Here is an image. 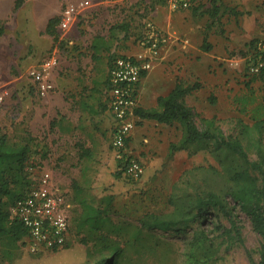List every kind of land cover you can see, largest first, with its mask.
<instances>
[{"label":"rangeland","instance_id":"rangeland-1","mask_svg":"<svg viewBox=\"0 0 264 264\" xmlns=\"http://www.w3.org/2000/svg\"><path fill=\"white\" fill-rule=\"evenodd\" d=\"M66 1L79 0H25L20 8H15V0H0V27L4 30L1 47L7 53L4 64H0V94L4 96L0 102V132L6 133L13 144H28L27 166L50 169L57 184L69 190L68 199L72 203L70 235L64 247L30 253L18 242L9 258L3 255L5 240L0 238V264H91L94 256L88 250L92 253L103 241L122 248L118 264H193L192 260L198 264H251L248 252L259 261L262 238L250 218L226 194L225 200L241 226L243 243L229 244L219 229L229 226L228 218L212 207L197 214L187 225H181L180 231L141 227V218L146 213L185 211L191 205L189 200L199 192L224 193L228 175L241 164L232 153L211 141L183 143L179 124L151 123L153 134L147 130L136 136L132 129L127 140V154L146 169L141 179L132 181L123 173L115 174L118 159L111 146L114 120L110 112L106 120L96 115L89 123L78 119L74 127L68 121L65 130L59 128L55 97L50 103H43L27 69L42 62L58 45L49 43L53 35L45 31V26L51 17L60 18ZM160 1H89L91 7L86 10V17L78 21L76 28L72 27L73 35L68 33V42L73 47L59 48L60 64L55 76L64 71L63 53L67 51L69 56L78 51L82 55L79 58L71 55V61H77V71L86 83L85 91L92 90L97 99L101 94L105 96L111 61L129 54L133 46H140L139 40L154 8L167 4ZM224 1L241 14L237 17L227 14L223 18L225 33H216L215 27L210 30L208 40L212 47L208 51L201 49L207 16L195 18V24L202 29L191 40L194 48L186 53L189 71L182 80L201 86L199 80L203 78L214 85L212 90L203 86L186 96L199 126L203 117L214 118L225 135L243 138L241 123L251 124L253 108L259 102L264 104V83L258 77L252 78L253 71L248 67L253 49L264 47V0ZM54 27L60 34L57 23ZM35 39L41 43L37 45ZM92 40L99 44L98 49L84 45ZM251 90L255 103L248 105V111L241 112L234 97ZM28 93L35 96L33 105H29ZM257 113L264 117V109ZM243 139L250 157L254 158L253 145ZM73 182L95 197L114 195L101 229L79 226L83 208L75 200ZM197 211L193 209V213Z\"/></svg>","mask_w":264,"mask_h":264},{"label":"trees","instance_id":"trees-1","mask_svg":"<svg viewBox=\"0 0 264 264\" xmlns=\"http://www.w3.org/2000/svg\"><path fill=\"white\" fill-rule=\"evenodd\" d=\"M24 2L25 0H15V8H20ZM160 2H166V0ZM191 2L190 8L193 17L207 16L201 49L208 51L212 47L208 40L210 30L215 27L216 33H225L223 18L227 14L237 17L241 12L224 0H191ZM59 20V17H51L48 20L46 32L53 35L54 43L58 42L60 46H63L64 43L59 40V34L54 27L56 23H59ZM3 32V28L0 27V36ZM92 47L98 49L99 44L92 41ZM248 61L250 62L248 67L253 71L250 72L251 77H258L264 83V47L256 46L248 57ZM255 67H258V70H253ZM199 87L200 84L197 82L188 84L182 79H178L169 93L158 96L156 106L143 107L138 105L134 108V114L141 119H152L168 125L179 124L183 130V143L214 142L218 147L232 153L240 161V167L228 175L224 193L214 190L199 192L189 200L191 205L185 211L179 209L178 212L171 214L146 213L141 218V227L180 231L181 225H187L197 214L212 207L218 208L228 218L229 226H221L219 229L226 236L229 244L237 241L243 243L241 226L234 217L231 207L228 206L229 203L225 200L224 194H226L250 218L254 229L262 238L259 250L260 259L256 261L248 252L250 263L264 264V117L257 113L264 109V104L259 102L253 108L251 114L253 122L251 124L241 123L242 137L249 140L254 147L255 157L251 158L244 144V139L238 136L225 135L217 126L214 118L203 117L202 126L196 123L195 112L188 105L186 96ZM255 98L251 90L248 93L235 96L234 102L241 112H246L248 105L255 103ZM211 100L213 102L216 100L214 95L211 96ZM29 151L28 144H13L9 142L6 133L0 132V238L5 240L3 255L9 258L25 234L22 223L11 218L10 206L30 186L29 172L26 170ZM116 167V176L124 174L122 163L118 160ZM145 170L144 167L141 177L145 174ZM124 176L126 175L124 174ZM73 190L75 200L83 208L79 217V226L89 225L93 230L101 229L107 218L106 212L113 204L114 195L104 194L100 198L95 197L77 182H73ZM195 208L198 211L193 213ZM122 251L119 245L103 241L100 247L92 253L88 250V253L94 256L91 264H118V257ZM192 263L198 264L199 262L192 260Z\"/></svg>","mask_w":264,"mask_h":264},{"label":"built area","instance_id":"built-area-1","mask_svg":"<svg viewBox=\"0 0 264 264\" xmlns=\"http://www.w3.org/2000/svg\"><path fill=\"white\" fill-rule=\"evenodd\" d=\"M172 10L187 9L191 0H166ZM90 7L87 0L66 1L58 23L59 43L38 65L29 66L27 75L41 96L47 95L56 86L55 70L60 64L59 48L69 49L68 33L86 17ZM168 41V34L151 20L146 22L144 33L139 40L146 55H119L108 69V109L114 124L111 146L115 157L122 163L124 174L131 179H139L144 166L126 152L127 140L135 126L134 108L138 106L139 85L143 73L152 68L160 57L161 48ZM64 53H67L65 51ZM258 70V67L253 68ZM0 94V102L3 99ZM30 186L22 196L10 206V216L19 220L25 228L20 239L22 247L30 253L56 250L65 246L70 235L69 190L55 181L54 174L47 167L27 166Z\"/></svg>","mask_w":264,"mask_h":264},{"label":"crops","instance_id":"crops-1","mask_svg":"<svg viewBox=\"0 0 264 264\" xmlns=\"http://www.w3.org/2000/svg\"><path fill=\"white\" fill-rule=\"evenodd\" d=\"M87 1L89 2L91 0ZM150 17L152 22L168 34V41L162 46L161 55L153 62L152 68L143 73L138 95V105L143 107L156 106L158 96L169 93L175 86L177 80L183 79L188 73L190 62L186 53L193 50L192 48H194V45L191 40H193L202 29L201 25L195 24V17H193L191 9L172 10L167 4L166 6L157 5ZM47 24L48 21L46 22L45 31ZM73 28H76V26ZM73 28H71L69 33L72 34ZM75 34L77 35L78 33ZM77 36H79V34ZM35 40L37 45L41 43L39 39ZM92 41L91 44L85 43L84 45H92ZM52 42H54L53 38L50 37L49 43ZM2 45L3 43L0 37V64H4V59L7 55L5 50L2 49ZM83 49L85 48H80V51ZM198 50L199 49H197V51ZM78 53V51L73 52L69 54V56L63 53L61 68L64 69V71L61 75H56V90L54 92H49L45 96H41L43 97V103H50L52 97H55L60 113L56 111L59 117L58 124L62 131L67 128L66 125L68 124L65 123L68 121L72 122L71 126L74 127L77 123H75V120L78 119L85 121V123L91 122L96 115H101L104 120H106V118L108 119V117H106L109 113L107 90L105 96L101 94L102 97L100 99L95 98L92 90L88 92L85 91L86 83L83 80L82 74L77 71V61H71V55L76 58L82 55ZM127 55L145 56L146 51L141 46H133L130 53ZM199 81L202 83L199 90L202 89L203 86H207L211 90L214 88L212 82H206L203 78ZM26 94L27 92L25 91L24 96H26ZM28 96L30 100L29 105H33L35 96H31L30 94ZM27 98L28 97H26V100ZM65 115L66 119H63ZM136 119L139 123L133 128L134 135L136 136L143 131H149L148 134H151L152 130L149 127L151 123L162 124L152 119H141L138 116H136Z\"/></svg>","mask_w":264,"mask_h":264}]
</instances>
